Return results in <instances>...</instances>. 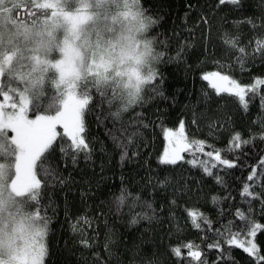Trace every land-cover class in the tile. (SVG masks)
Instances as JSON below:
<instances>
[{
	"label": "trees",
	"instance_id": "16d2710c",
	"mask_svg": "<svg viewBox=\"0 0 264 264\" xmlns=\"http://www.w3.org/2000/svg\"><path fill=\"white\" fill-rule=\"evenodd\" d=\"M125 1L120 10L134 11L145 57L149 44H154L149 60L139 64L142 80L137 88L130 90L124 79L118 80L113 73L89 75L79 78L74 93L68 96L51 69L44 70L33 83L15 81L12 90L8 84V91L20 89L28 94L30 116L54 114L71 102L87 101L83 136L90 158L80 152L73 162L71 141L57 126L52 146L35 161L41 180L39 201H32L27 193L16 202L20 214L39 212L41 219L46 218L43 264H199L188 255L189 243L199 245L206 264H264L242 248L227 244L222 235L227 226L233 232L242 231L244 239L248 221L260 224L256 236L247 238L264 257V194H260L264 180L253 186L259 198L241 196L244 184H252L247 179L252 170L259 174L264 169V85L256 94L245 96V110L238 98L217 95L202 79L212 72L228 75L242 86L264 79V52L256 50V40L264 36V0H241L238 6L220 5L219 0ZM114 5L107 6L105 14L116 12ZM8 6L11 18L24 12L23 19L31 21L29 24L51 12L29 8L32 5L27 0ZM31 16L32 20L27 19ZM149 19L154 23L145 30ZM104 23L110 31L116 27L106 19ZM226 34L237 40L235 47L225 43ZM152 72L156 76L149 82L146 78ZM181 120L189 139L220 149L235 166L221 165L208 174L187 163L192 159L188 152H182L183 159L176 164L160 163L164 131L179 127ZM124 129L139 135L128 149L137 155L121 162V149L110 133L120 136ZM235 133L251 142L225 151ZM8 135L0 131V163L6 179L12 176L16 160V146ZM122 189L126 200L118 214L113 201ZM237 210L247 220H241ZM190 211L197 213L199 228L194 226ZM85 214L93 220L91 227L77 223ZM201 215L209 223L200 219ZM134 216L135 224L131 222ZM82 239L92 246L85 247ZM215 243L221 247L209 248ZM174 249H179V255Z\"/></svg>",
	"mask_w": 264,
	"mask_h": 264
},
{
	"label": "rangeland",
	"instance_id": "374dc122",
	"mask_svg": "<svg viewBox=\"0 0 264 264\" xmlns=\"http://www.w3.org/2000/svg\"><path fill=\"white\" fill-rule=\"evenodd\" d=\"M21 1L24 0H0V87L5 86L0 88V131L9 134L16 146V160L9 179L0 163V264H21L25 251L35 243L39 226L35 213L22 215L16 210L18 199L28 193L17 190L25 160L20 140L33 141L35 133L28 122L41 117L54 119L66 110L64 107L54 114L30 116L28 94L20 89L10 92L8 84L12 90L15 81L33 83L44 70L51 69L68 96L74 93V86L82 76L110 73L118 80L124 79L126 87L133 90L142 80L139 64L145 59L134 11L120 10L126 5L124 0H28L32 5L29 8L36 6L51 11L30 24L31 21L20 20L19 14L17 19L10 17L8 5ZM111 3L118 9L111 15L105 14ZM105 19L113 22V27L116 25L113 31L105 27ZM167 129L175 133L179 127ZM184 134L189 138L185 129ZM174 142L175 137L166 139L164 131L161 157L166 149L171 152Z\"/></svg>",
	"mask_w": 264,
	"mask_h": 264
},
{
	"label": "snow or ice",
	"instance_id": "6c2138e0",
	"mask_svg": "<svg viewBox=\"0 0 264 264\" xmlns=\"http://www.w3.org/2000/svg\"><path fill=\"white\" fill-rule=\"evenodd\" d=\"M226 3H230L232 5H239L241 0H219V4L223 5ZM150 24H153L154 21L149 19ZM248 23L252 24L255 28L256 25L252 20H248ZM225 43L229 44L232 47H235L237 40L227 34L224 37ZM256 50L264 52V36H261L256 40ZM241 52L244 49H240ZM156 73L152 72L146 79L149 82H152L155 79ZM202 79L208 81L210 86L216 90L217 95L221 93H227L231 96L238 98L241 106L247 110V101L245 96L248 93L256 94L257 89L260 85H264V79H257L252 85L242 86L236 80L230 78L228 75H220L218 72H212L210 74H204ZM87 104V101L82 102H71L67 107L65 112L61 113L54 119H45V118H37L35 121L28 122L29 127L35 133V140L32 143H25L23 139L20 140V148L22 152L25 153V160L22 166V178H18V192H28L31 196L32 201L38 202L41 189V180L38 178V175L35 172V161L42 156L44 153L48 151V149L52 146L55 138L58 133L56 131L57 126H60L64 130V135L68 137L71 141V151H72V159L75 162L76 155L80 152H84L85 159H89V145L86 143L83 133L85 132V126L83 121V109L84 105ZM262 106H264V99H262ZM118 117L119 115L116 114ZM193 123H196L194 120ZM144 127H147L145 124ZM23 135V134H21ZM111 137L114 142H116V147L121 149L120 160L121 162L128 160L132 157H135L137 153L135 151L129 153V146L134 145L133 138L139 135L138 131H133L129 133L126 129H124L120 136L115 134H111ZM165 137L166 139L169 137H175V142L173 144V148L171 152L167 149L165 150L164 155L161 157L160 163L162 164H176L177 161L182 160L181 156L182 152H188L192 159L188 160L187 163L191 164L193 167L200 166L203 170L212 174L211 170L217 168L218 166H225L227 168H233L235 165L232 161L225 158L222 155V151L220 149H216L213 145L206 144L203 140H195L189 139L184 134V121L181 120L179 129L177 132L173 133L171 130L165 129ZM264 138V137H262ZM126 141V142H125ZM250 140H242L240 133H235L231 140L229 141V147L225 151H234L239 149L243 144L250 143ZM206 148L208 150H206ZM62 151H65L62 149ZM200 155H197V154ZM201 156L206 157V159H201ZM261 165H264V160H261ZM219 180V177H217ZM248 181H251L252 184L245 183L243 187V191L241 192V196L251 197L253 199L259 198L260 194H264V186L261 187V193L258 194L253 190V186L261 183L264 180V169H261L259 174L257 170L254 168L252 173L247 177ZM167 183V181H165ZM126 190L122 189L121 194L114 198V204L116 206V211L119 214L120 209L125 205ZM138 199V198H136ZM135 202L130 205V211L132 208H135ZM148 208H151V204L147 205ZM36 218L39 221V226L36 230L35 234V243L34 245L25 251L23 254V259L21 264H42L43 258L46 254L45 246L42 243L43 237L47 230V221L46 218L41 219L39 212H36ZM189 216L193 217L194 226L199 228L200 224L197 221V213L190 211ZM140 215L141 218H149L147 215ZM237 216L241 220H247V217L244 213L237 210ZM200 219H203L205 223H209L206 218L200 216ZM83 222L87 224L89 227L93 225V220L87 217V215H83L78 218L77 223ZM133 224L137 222L136 217L134 216L132 221ZM260 224H256L254 222L248 221L246 226V236L244 239H241L242 231H231L230 227L225 228L224 239L225 242L229 245H234L238 248H243V250L248 253L250 256L256 257L257 261L264 260V257L258 255V249L256 244L252 239H247V237H255L258 230L261 229ZM73 229H76V226L73 225ZM83 235V231L81 230ZM109 243L111 242L109 236ZM81 243L85 247H91V243L88 239H82ZM107 247V244L105 245ZM189 249L188 255L192 257L193 260L199 262V264H206L205 261L201 258V251L199 250V245H193L189 243L186 245ZM221 245L219 243L209 244V248H217L219 249ZM175 254L179 255V249L173 250ZM222 258V257H221Z\"/></svg>",
	"mask_w": 264,
	"mask_h": 264
},
{
	"label": "clouds",
	"instance_id": "9594fccd",
	"mask_svg": "<svg viewBox=\"0 0 264 264\" xmlns=\"http://www.w3.org/2000/svg\"><path fill=\"white\" fill-rule=\"evenodd\" d=\"M151 25H152V24H150V22L147 21V22L145 23V30H147L148 28H150ZM153 50H154V44H153V43H150V44H149L148 55H146V57H145V61H146V62L149 60V58H150V56H151V52H152ZM139 98H140V97L138 96L137 99H139Z\"/></svg>",
	"mask_w": 264,
	"mask_h": 264
}]
</instances>
